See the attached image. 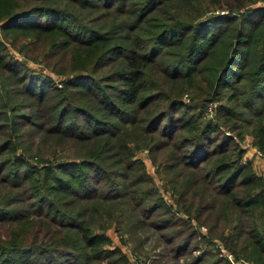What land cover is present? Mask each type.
<instances>
[{
    "label": "trees",
    "instance_id": "16d2710c",
    "mask_svg": "<svg viewBox=\"0 0 264 264\" xmlns=\"http://www.w3.org/2000/svg\"><path fill=\"white\" fill-rule=\"evenodd\" d=\"M0 32V264H132L112 230L264 264V180L235 140L264 151V0H0Z\"/></svg>",
    "mask_w": 264,
    "mask_h": 264
},
{
    "label": "rangeland",
    "instance_id": "374dc122",
    "mask_svg": "<svg viewBox=\"0 0 264 264\" xmlns=\"http://www.w3.org/2000/svg\"><path fill=\"white\" fill-rule=\"evenodd\" d=\"M0 37H2V33L1 32H0ZM10 51L15 57H17L19 59H22V60H25V62L29 63L30 67L33 69V71H35V72H45L46 75H50V76L53 75V72H51V69L46 67L45 61L44 62L43 61H39L37 63L33 62V61H29L28 59L23 58V56L20 55L17 50L13 49L12 45H10ZM59 78L60 77H57V79H59ZM187 99H188V97L185 99L186 102H188ZM221 102L223 104L226 103L225 99H223ZM212 105L213 106H211L212 107L211 111H209V107L210 106L208 104V106L206 107V109L204 110L203 113H204L205 117H207L209 119H212L214 121L216 119V107L218 106V104L217 103H212ZM244 118L246 120H253V117L249 113H246ZM243 126L245 128H247V130H248V131H244L245 132L244 140L241 141V142L238 139H235V140L247 152L251 148H254L253 147V143H252V136H251L250 131L248 129V128H251V127L247 126L245 124H243ZM221 129L223 131H225L226 134H230V135H234L235 134L234 132H230L228 127H225V125H223V124H221ZM61 154L62 153H60V158L63 157L62 155L64 153L62 155ZM247 155L248 154L245 153V155L243 157V159H244L243 162L244 163H246V161L249 160ZM137 157L141 158L143 161H145V163L147 165V168H148V171H149V173L151 174V176L153 177V179L155 181V187L158 190V195L162 198V193H161L162 191H166V192H169L171 194L172 200H173V206L171 207V206H168L166 204L167 205L166 207L173 209L175 212L177 211L178 214H179L178 216H181V217L185 216L182 212L178 211V209H179L178 204H177V208L178 209L177 210L174 209L176 207V204H175V200H174V197H173L172 185L169 184V174H168V172H165L163 167L160 166V162L162 161V158L164 157V154H161V157H158L159 158L158 159L159 163H155L154 160H153V157L147 151H143V152L139 153ZM255 157H256V155L253 153L250 156L251 161L254 160ZM33 160H35V159H33ZM262 165H263V163H262ZM256 172H258V171L256 170ZM260 174H262V173H260ZM177 212H176V214H177ZM158 217L159 216L154 217V220L159 219ZM161 217L164 218V217H166V215H161ZM191 225L195 226V228H197L196 222L194 220L191 221ZM202 229H204V230H202ZM182 230H184V231H182ZM178 231L179 232L181 231L180 233L183 235V237L187 236V234H188L187 228L182 226V225H177L176 227H174V228H172L170 230L164 231L161 234H166V236H168V235L173 234V233L177 234L176 232H178ZM200 231L202 233L206 234V227L205 228L201 227ZM149 234L151 235V237H149V240H147V242L144 245V249L142 250V253H140V252L135 251L133 242H130V241L126 242V243L121 242L120 241V235L117 232H115L114 230L110 231V235L114 239V243L117 246H121L123 248L124 252L129 255L130 261H131L132 264H138V262H140V261H144L147 264H190V262H191L190 259H192L193 257L198 256L202 252L201 250H194L193 249V245L196 243V241H193L190 244V247H188V250L185 253V255L181 259L176 261V259L172 258V251H171L172 248H175V245L166 244L164 242V240H161L160 238H158V236H153V232H151ZM180 240L181 239H179L178 241L180 242ZM214 241L216 243L215 244V249L220 250L218 245H222V244L220 243V241L218 239L214 240ZM219 253H220L219 257H225V255L223 253H221V252H219ZM35 260H37L39 262H44V259L43 258H39V257H35Z\"/></svg>",
    "mask_w": 264,
    "mask_h": 264
},
{
    "label": "built area",
    "instance_id": "2783aa9c",
    "mask_svg": "<svg viewBox=\"0 0 264 264\" xmlns=\"http://www.w3.org/2000/svg\"><path fill=\"white\" fill-rule=\"evenodd\" d=\"M209 106H210L209 107V111H211V109H212L211 106H213V105L209 104ZM256 156L259 159H261L262 162H263V170H262L261 176L263 177V180H264V151H259V150L256 149ZM161 193H162V198H163L165 204H167L168 206L172 207L173 206V200H172L171 194L169 192H166V191H162ZM177 215H179V214L177 213ZM202 230H204V229H202ZM218 247L220 249V252L223 253L224 255H226L232 261L231 255H227L226 254L225 250L223 249V246L222 245H218ZM138 264H147V263L144 262V261H140V262H138Z\"/></svg>",
    "mask_w": 264,
    "mask_h": 264
},
{
    "label": "crops",
    "instance_id": "0c3cea01",
    "mask_svg": "<svg viewBox=\"0 0 264 264\" xmlns=\"http://www.w3.org/2000/svg\"><path fill=\"white\" fill-rule=\"evenodd\" d=\"M255 154L256 155V148L254 147V148H251L250 150H248L247 152H246V154H248L247 155V157H248V159L250 160H248L250 163H251V165H252V168L254 169V171L256 172V170L258 171V172H256L259 176H261V174L260 173H262V170H263V165H262V160L261 159H259L257 156L255 157V159L254 160H252L251 161V158H250V156L252 155V154ZM262 169V170H261Z\"/></svg>",
    "mask_w": 264,
    "mask_h": 264
}]
</instances>
